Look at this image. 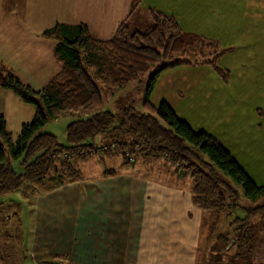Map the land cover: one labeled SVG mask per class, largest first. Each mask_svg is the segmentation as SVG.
Wrapping results in <instances>:
<instances>
[{"label": "trees", "instance_id": "obj_1", "mask_svg": "<svg viewBox=\"0 0 264 264\" xmlns=\"http://www.w3.org/2000/svg\"><path fill=\"white\" fill-rule=\"evenodd\" d=\"M149 16L147 27L137 29L124 20L104 40L94 38L82 22H57L45 29L42 36L56 43L54 57L60 69L38 91L0 63V88L34 107L31 120L21 124L15 140L0 112V196L48 175L55 186L85 179L84 164L96 153V145L103 144L107 154L119 159L118 169L139 162L167 164L173 173L191 180L192 200L198 208L229 218L225 231L211 230L204 264H254L264 223V184H256L221 143L204 131L195 132L164 101L154 106L145 98L146 111L130 104L116 112L102 109L104 96L110 98L130 82L146 80L147 97L163 70L212 63L204 58L209 56L211 42H200L183 31L172 14L149 9ZM97 52H107L118 70L112 86L104 89L88 58L98 60ZM68 114L78 118L67 124L68 145H63L42 129L48 120ZM14 161L20 171L15 170ZM105 174L113 176L117 170Z\"/></svg>", "mask_w": 264, "mask_h": 264}, {"label": "rangeland", "instance_id": "obj_2", "mask_svg": "<svg viewBox=\"0 0 264 264\" xmlns=\"http://www.w3.org/2000/svg\"><path fill=\"white\" fill-rule=\"evenodd\" d=\"M199 1L193 10L175 0H160L158 3L162 9L168 7L171 12L173 9L180 12L178 17L172 15L183 31L194 34L200 42L213 44L209 56L206 55L208 52L205 49L202 50L206 55L204 58L212 60V63L183 64L163 70L147 97L146 80L130 82L115 90L110 98L104 96L102 109L116 112L121 106L130 104L139 111H146L145 98L154 106L164 101L195 132L204 131L221 143L256 184H264V0ZM149 24L151 21L134 27L143 29ZM96 55L99 56L98 60L95 59L96 56L93 59L91 55L88 56L90 68L100 87L104 89L112 86L113 80L118 76V70L113 66L107 52H97ZM213 56L216 58L213 59ZM31 88L38 91L42 87ZM13 99L6 102L9 110L8 116L6 115V128L15 140L21 124L31 120L34 107L16 96ZM77 118L78 114L62 115L57 119L48 120L42 130L53 133L59 143L68 145L66 126ZM100 145L103 146L96 145V153L84 164L83 173L86 176L100 174L105 177L109 170L106 163L102 168L99 163V160H109L107 155H110L104 148L98 149ZM113 157L116 156L112 155L111 158ZM13 166L15 170H21L17 161L13 162ZM134 167L138 174L149 176L158 182L166 181L165 178L173 174L167 164L144 166L139 162ZM55 182L48 175L37 185L35 182H26L20 189L0 196V264H29L27 256L38 192L43 188L52 187L54 192L51 195L57 196V193L61 192ZM66 183H70L65 186L68 191L74 190L73 194L77 193V181ZM237 188L245 200L241 186L238 185ZM42 201L40 210L43 211L40 215L45 222L51 221L55 228L62 226L64 230H69L77 224L80 203L76 197L67 198L65 204L60 200L59 205ZM62 209L67 215L61 216ZM228 220L223 214L217 216L205 211L198 242V264H204L211 230L215 227L217 232L225 231ZM82 224L89 225V222ZM263 227L264 223L259 235ZM53 230L55 229L49 228V232H42L41 243L37 244L39 248L35 250L40 252L42 249L45 252L34 253V259L46 255L47 249L50 248L47 246V235L51 237L50 242L55 239L58 243L56 235L60 234V229L58 232ZM64 241L62 238L59 251L66 249ZM90 245L81 248L79 253L76 246H69L67 250L77 264H96L92 260L95 255L94 247L93 244ZM258 257H264V253Z\"/></svg>", "mask_w": 264, "mask_h": 264}, {"label": "crops", "instance_id": "obj_3", "mask_svg": "<svg viewBox=\"0 0 264 264\" xmlns=\"http://www.w3.org/2000/svg\"><path fill=\"white\" fill-rule=\"evenodd\" d=\"M158 1L0 0V63L29 86L42 87L60 69L54 57L56 43L42 36L45 29L57 22H82L94 38L104 40L110 38L124 20L133 27L149 23V9L169 11L165 13L177 17L181 15L174 9L171 12L168 7L162 9ZM175 1L191 10L200 2ZM14 96L11 91L0 88V112L5 121L9 111L6 102L13 101ZM31 112L33 116L34 109ZM107 157L109 160L104 162L99 160L101 168L106 163L108 169L119 170L117 174L85 176V180L75 183L78 188L76 195L74 190L70 192L66 189L65 186L70 183L57 186L61 192L57 196L51 195L54 192L52 187L38 192L27 256L29 264L53 261L56 264H77L67 249L76 246L79 253L81 248L90 244L94 247L92 260L96 264H198V242L205 211L193 203L191 180L173 173L165 178L166 181H154L135 172L134 166L118 169L119 159L111 158L112 155ZM33 182L37 185L43 181ZM72 197L79 199L80 206L77 224L71 229L55 228L51 221L45 222L41 218L42 200L59 205ZM60 213L61 216L67 215L63 209ZM86 221L89 225L82 224ZM49 228L55 229L53 232L60 229V234L56 235L58 243L55 239L50 242L51 237L47 235V246L50 248L46 255L34 259V253L45 252L35 249L39 248L37 244L41 243L42 232H49ZM64 236L71 240H66ZM62 238L67 247L59 251ZM261 253H264V227L255 248L254 264H264V257H258Z\"/></svg>", "mask_w": 264, "mask_h": 264}, {"label": "built area", "instance_id": "obj_4", "mask_svg": "<svg viewBox=\"0 0 264 264\" xmlns=\"http://www.w3.org/2000/svg\"><path fill=\"white\" fill-rule=\"evenodd\" d=\"M109 147H110L111 149H113V145H110ZM102 148L106 149L107 147L100 146L98 149H102ZM129 161H133V159H132L131 156H129Z\"/></svg>", "mask_w": 264, "mask_h": 264}]
</instances>
